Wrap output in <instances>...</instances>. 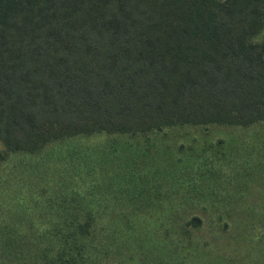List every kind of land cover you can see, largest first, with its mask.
I'll use <instances>...</instances> for the list:
<instances>
[{
	"label": "trees",
	"instance_id": "trees-1",
	"mask_svg": "<svg viewBox=\"0 0 264 264\" xmlns=\"http://www.w3.org/2000/svg\"><path fill=\"white\" fill-rule=\"evenodd\" d=\"M263 27L264 0H0V161L94 133L263 120ZM90 230L76 223L33 264H78Z\"/></svg>",
	"mask_w": 264,
	"mask_h": 264
},
{
	"label": "rangeland",
	"instance_id": "rangeland-1",
	"mask_svg": "<svg viewBox=\"0 0 264 264\" xmlns=\"http://www.w3.org/2000/svg\"><path fill=\"white\" fill-rule=\"evenodd\" d=\"M84 221L78 264H264V119L75 136L0 161V264L47 261Z\"/></svg>",
	"mask_w": 264,
	"mask_h": 264
}]
</instances>
